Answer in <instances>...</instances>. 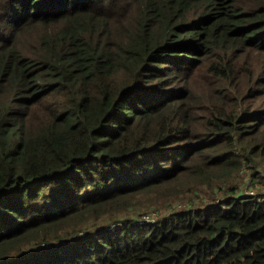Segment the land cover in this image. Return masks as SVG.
<instances>
[{
  "label": "trees",
  "instance_id": "1",
  "mask_svg": "<svg viewBox=\"0 0 264 264\" xmlns=\"http://www.w3.org/2000/svg\"><path fill=\"white\" fill-rule=\"evenodd\" d=\"M0 264H264V0H0Z\"/></svg>",
  "mask_w": 264,
  "mask_h": 264
},
{
  "label": "rangeland",
  "instance_id": "2",
  "mask_svg": "<svg viewBox=\"0 0 264 264\" xmlns=\"http://www.w3.org/2000/svg\"><path fill=\"white\" fill-rule=\"evenodd\" d=\"M253 189L252 188H249V193H253L254 191H252ZM180 198V197H179ZM179 198H177V197H175V198H173V204H178V203H180L181 205H186V203H187V197H183L182 199L183 200H179L178 201V199ZM146 199H149V200H151V199H153V198H146ZM147 205L148 206H150V209H147V210H143L142 212H148L149 214H148V217H151V216H153V217H155V213L157 212L159 215H160V212H164V210L165 209H160V210H156L158 207H160V206H162L163 204H161V205H159L158 207L156 206V205H151V203H147ZM152 206V207H151ZM130 211H132V210H129V211H127V212H130ZM157 216V215H156ZM102 223H104L103 221L101 222V224Z\"/></svg>",
  "mask_w": 264,
  "mask_h": 264
},
{
  "label": "built area",
  "instance_id": "3",
  "mask_svg": "<svg viewBox=\"0 0 264 264\" xmlns=\"http://www.w3.org/2000/svg\"><path fill=\"white\" fill-rule=\"evenodd\" d=\"M151 220H152V221H155V220H156V218H152Z\"/></svg>",
  "mask_w": 264,
  "mask_h": 264
}]
</instances>
